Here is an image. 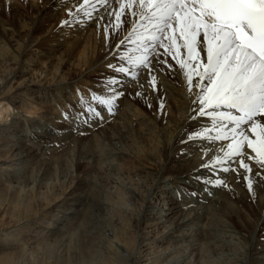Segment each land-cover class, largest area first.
Wrapping results in <instances>:
<instances>
[{
  "label": "bare ground",
  "instance_id": "bare-ground-1",
  "mask_svg": "<svg viewBox=\"0 0 264 264\" xmlns=\"http://www.w3.org/2000/svg\"><path fill=\"white\" fill-rule=\"evenodd\" d=\"M165 1L0 0V264H264L254 65L211 57L217 34ZM82 94L111 120L78 124ZM106 158L133 205L105 193Z\"/></svg>",
  "mask_w": 264,
  "mask_h": 264
},
{
  "label": "rangeland",
  "instance_id": "rangeland-1",
  "mask_svg": "<svg viewBox=\"0 0 264 264\" xmlns=\"http://www.w3.org/2000/svg\"><path fill=\"white\" fill-rule=\"evenodd\" d=\"M86 6V7H85ZM84 6V10H86V9H90L92 6H87V5H85ZM163 8H167V6H162ZM87 29V28H86ZM145 28H143V29H141L140 31L138 30L136 33L137 34H135V35H133V36H131L129 39H128V42L126 43V45H125V48H127L126 50L127 51H132V50H129V48H131V46L132 45H134V44H142V42H145L144 40H145V37H146V30H144ZM144 30V31H143ZM84 32H85V30H83V31H81L79 34H77L74 38H73V40L74 39H78L80 36H82V34H84ZM109 35H110V33H108L107 34V40H108V42H110L111 43V41H112V39H110L109 40ZM145 36V37H144ZM72 40V41H73ZM72 61H74V60H71L70 62H72ZM122 62L124 63V65H125V63H126V60H124V59H122V60H120V65L123 67V65H122ZM133 63V61L130 63V64H132ZM114 64V63H113ZM69 65H66V68H65V71L66 72H68V71H72L73 72V69L72 68H70V67H68ZM126 66V65H125ZM127 67V66H126ZM125 67V68H126ZM105 70V69H104ZM107 70V69H106ZM108 71V70H107ZM110 72V71H109ZM106 76H105V78H104V76H103V74H98L96 77H94V79H96L97 81H102L103 80V82L104 83H107V86H112L113 84V79H111V77H108L107 76V74H105ZM102 77V78H101ZM104 78V79H103ZM102 79V80H101ZM89 82H86V84H84L85 86H87V84H95L93 81L94 80H88ZM129 84V83H128ZM79 87V86H78ZM76 89H78V88H76ZM76 89H74L75 91H76ZM79 89H80V87H79ZM84 90H87V89H85V87H83V91ZM82 91V90H81ZM85 95V94H84ZM84 97V98H83ZM103 97V98H102ZM81 100H85L86 99V101H87V98L90 100V97H87L86 98V96H83V94H82V96L81 97H79ZM78 98V99H79ZM83 98V99H82ZM112 98L111 97H107V96H100V97H98V96H93L92 97V100H90L89 101V104H88V101H87V103H86V105H84V102L82 103V101H80L81 102V104H82V108H78L77 109V111H75L76 112V116H77V118H78V120L77 121H80V122H84V121H88V120H91V116H92V110H94L95 111V109H93V106H94V104L95 103H100L101 104V109L100 110H96L95 111V113H99V112H104L103 110H108V111H110V112H107L108 114L109 113H111V114H109V116H108V118H110V120H111V118L113 117L112 115H114L113 114V110H114V108H115V106L113 107V104L111 103L112 102V100H111ZM97 107H98V105H97ZM164 109L165 108H163L162 110L164 111ZM15 110H17L18 112H19V115H23V116H25V117H27L28 115H27V113L25 112V111H23V110H21L20 108H15ZM38 111H40V109H37ZM43 110L44 109H41V113H35V114H37L36 116H37V118H40V117H43V116H47V114H45L46 112H43ZM64 110H67V111H69L68 109H66V108H64ZM163 111L161 112V113H163ZM184 111V110H183ZM47 112H49L50 113V111H47ZM56 113H59V111H55ZM43 113V114H42ZM105 113V112H104ZM41 114V115H40ZM52 116L54 115H57L58 116V118L59 119H61V120H64V118L65 117H63V116H61V115H58V114H51ZM50 114L48 115V116H51ZM259 116L261 115V112H259V114H258ZM35 116V117H36ZM39 116V117H38ZM28 118V117H27ZM110 120H108V121H106V122H109ZM98 121V120H97ZM96 121V119H94V122H97ZM84 133V132H83ZM107 159V160H106ZM106 159H104L103 160V163H102V167H103V171H102V173H103V177H104V179L106 178H108L107 180L105 179L104 180V182L107 184V182H108V185H106L105 183H104V187L106 188H104L105 189V193L106 194H108L109 193V190H110V193L111 192H114L115 190H117L119 187V189H123L122 191L124 192V194H126L125 195V197H124V203L126 204V205H133L134 203H135V201L136 200H134V199H136V197H134V195H131V193H129L128 192V190H126V189H128L129 187H130V185H126V182L125 183H123L122 182V180H123V178H124V176L122 175L124 172L121 170V168H119V169H115L114 168V164L116 163V160H112L111 158H106ZM110 160H112V161H114V162H112V161H110ZM112 162V163H111ZM106 165V166H105ZM113 166V167H112ZM107 167V168H106ZM106 168V169H105ZM115 169V170H114ZM105 174H107V175H105ZM109 175V176H108ZM108 176V177H107ZM120 177V178H119ZM119 178V179H118ZM122 182V183H121ZM107 187H108V189H107ZM118 187V188H117ZM126 187V188H125ZM117 188V189H116ZM108 190V191H107ZM161 189H159V190H157V192H156V194L153 196V198H151V202L153 203H155V205H158V201H156V198H157V195H159V193H161ZM109 193V194H110ZM112 194H114V193H112ZM130 196L133 198H130ZM24 258V257H23ZM21 259V261L19 260L18 262L16 261V264H30V263H32L31 262V258L28 256H25V258L24 259ZM27 258V259H26ZM28 258H30V259H28ZM214 259H215V257H214ZM22 260L24 261V262H22ZM28 260V261H27ZM30 260V261H29ZM15 264V263H14Z\"/></svg>",
  "mask_w": 264,
  "mask_h": 264
}]
</instances>
